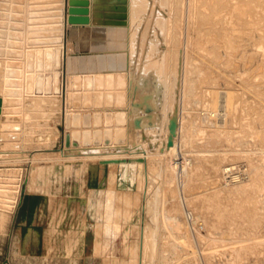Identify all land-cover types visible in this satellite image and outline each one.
Returning <instances> with one entry per match:
<instances>
[{"label": "rangeland", "instance_id": "1", "mask_svg": "<svg viewBox=\"0 0 264 264\" xmlns=\"http://www.w3.org/2000/svg\"><path fill=\"white\" fill-rule=\"evenodd\" d=\"M52 2L0 0V264H264V0H93L74 36L63 0L61 38Z\"/></svg>", "mask_w": 264, "mask_h": 264}, {"label": "bare ground", "instance_id": "2", "mask_svg": "<svg viewBox=\"0 0 264 264\" xmlns=\"http://www.w3.org/2000/svg\"><path fill=\"white\" fill-rule=\"evenodd\" d=\"M71 1L72 0H69V8H70V6L72 5L71 4ZM75 1V0H74ZM52 3H54L56 6H57V8H55L54 7V9H55V13H54V20H53V25H54V29H55V32H56V35H58V37L59 38H61V35H64V29H65V25H64V23H65V21H64V18H63V14L61 13V8H62V6H63V0H54V2H52ZM40 4V3H39ZM33 7H35V6H33ZM89 8H90V0H89ZM53 9V10H54ZM91 9V8H90ZM69 15H70V13L68 14V17H69ZM53 16V15H52ZM89 16H90V12H89ZM69 23V22H68ZM91 23V16H90V22L88 23V24H90ZM88 24H80V25H88ZM73 26L75 25V24H72ZM57 31L59 32V34L57 33ZM57 40V39H56ZM53 46V45H52ZM45 48V47H44ZM47 49V48H46ZM51 49H53V48H50L49 47V50H47L48 52H46V53H48L47 55L49 56V60H48V63L52 66L53 65V63H52V61H53V53H52V50ZM39 51V50H38ZM59 52H60V50H59ZM109 52V51H108ZM55 54V53H54ZM58 54V53H57ZM46 55V56H47ZM56 56H59V55H56ZM41 57V56H40ZM54 57H55V55H54ZM59 58V57H58ZM55 60V59H54ZM59 60V59H58ZM43 61V60H42ZM45 62V61H44ZM58 62V61H57ZM59 63V62H58ZM55 64H57V63H55ZM2 65V64H1ZM9 65V64H8ZM40 65V64H39ZM50 65H48L49 66V68H52V67H50ZM62 65V64H61ZM130 67V66H129ZM128 67V68H129ZM5 68H7V67H5ZM6 71V70H5ZM127 71V70H126ZM108 72V71H107ZM115 72V71H114ZM113 72V73H114ZM123 72V71H122ZM97 73V72H96ZM106 73V72H105ZM117 73V72H116ZM118 73H120L119 71H118ZM3 74L5 75V73L3 72ZM7 74H9V73H7ZM6 74V75H7ZM94 74V73H93ZM99 74V73H98ZM100 74H102V73H100ZM3 75V76H4ZM110 75H113V74H110ZM4 78V77H3ZM7 77H5V79L4 80H6L7 81ZM11 80V79H10ZM42 80V77L40 76L39 77V81H41ZM6 83H8V81L6 82ZM12 84V83H11ZM11 88V87H10ZM12 91V90H11ZM29 91V90H28ZM24 93V92H23ZM26 94V93H25ZM28 94V93H27ZM37 95V94H36ZM35 95V96H36ZM102 95V93L99 95V97L97 98V101H99V100H102V97H103V95ZM104 97H106V96H104ZM104 97H103V99H104ZM113 96H112V94H108L107 93V102H110L113 98H112ZM34 100H36V102H37V100L38 99H36L37 97H32ZM100 98V99H99ZM112 98V99H111ZM41 100V99H40ZM39 100V101H40ZM105 100V99H104ZM103 101V100H102ZM106 101V100H105ZM36 102H34V103H36ZM101 101H99V103H100ZM112 102V101H111ZM98 103V102H97ZM39 104V103H38ZM101 104V103H100ZM111 104V103H110ZM42 104L40 103V106H41ZM43 107V106H42ZM36 108V107H35ZM90 108V107H89ZM82 109V108H81ZM98 109V108H97ZM103 109H105V108H103ZM108 109H109V107H108ZM111 109V108H110ZM73 110V109H72ZM77 109H75V111H76ZM93 110V109H92ZM106 110V109H105ZM114 110H116V109H114ZM79 112H80V110H78ZM83 112H84V109H83ZM73 113V112H72ZM103 116V115H102ZM102 116L100 115V113H96V115L94 116V120H92V124H93V126L94 127H96L95 128V130H94V132H92L90 129H87V130H85V133H84V137L83 136H81L80 134H79V130H78V127H81V126H83V125H81L82 123L79 121V118L77 117V116H71V114H68V116H67V128H68V130H67V136H66V147H68V149H74L75 148V150L77 149H80V148H86L87 149V145H90L92 142L95 144V145H100V141H98L99 139H103V142H105V144H111V143H113V141H115V143H117V144H120V145H125L124 143L127 141V128H126V122H127V112L124 110V111H118L117 112V114L115 115V114H111V113H108L106 116H105V118H106V122H107V124L105 125V126H108V127H111L112 126V123H111V121L114 119V121H115V123L118 125V127L115 129V130H113L112 128H106L105 130H101V122H103V119H102ZM14 120H16V119H14ZM5 122V121H4ZM3 121H2V123H4ZM8 122H10V121H8ZM8 122H7V125H8ZM12 123V122H11ZM17 123V122H16ZM0 124H1V122H0ZM15 124V123H14ZM22 124V123H21ZM87 124V123H86ZM10 125V124H9ZM12 125V124H11ZM10 125V126H11ZM73 126V128L74 129H70L69 130V128H70V126ZM1 126V125H0ZM5 126V125H4ZM12 126H16V124L15 125H12ZM19 126V125H18ZM87 126H89V125H87ZM2 127V126H1ZM0 127V128H1ZM5 127H7V126H5ZM13 127V128H14ZM21 127V126H20ZM19 127V128H20ZM89 127H91V126H89ZM2 128H4V127H2ZM12 128V127H11ZM12 128V129H13ZM8 130H9V128H7ZM4 130H5V128H4ZM11 130V129H10ZM16 130V129H15ZM19 130V129H18ZM12 131V130H11ZM17 131V130H16ZM10 133V132H9ZM17 133V132H16ZM92 135H93V138H92ZM82 143L85 145V147H83L82 146ZM91 147V146H90ZM237 176H233V178H236ZM5 186V185H4ZM18 191V190H17ZM48 204V203H47ZM49 205H50V203H49ZM13 206H15V205H13ZM12 206V207H13ZM2 210V209H1ZM6 211V210H5ZM2 212V211H1ZM4 213V212H3ZM2 214V213H1ZM1 214H0V216H1ZM5 214V213H4ZM3 215V214H2ZM4 216V215H3ZM1 219V218H0ZM54 219V218H53ZM54 226H55V224H54ZM50 229H52V228H50Z\"/></svg>", "mask_w": 264, "mask_h": 264}, {"label": "water", "instance_id": "3", "mask_svg": "<svg viewBox=\"0 0 264 264\" xmlns=\"http://www.w3.org/2000/svg\"><path fill=\"white\" fill-rule=\"evenodd\" d=\"M71 4L72 5L69 8L70 15L68 17V22L71 24H88L90 22L89 0H72Z\"/></svg>", "mask_w": 264, "mask_h": 264}, {"label": "crops", "instance_id": "4", "mask_svg": "<svg viewBox=\"0 0 264 264\" xmlns=\"http://www.w3.org/2000/svg\"><path fill=\"white\" fill-rule=\"evenodd\" d=\"M92 4H93V0H90V8H91ZM90 11H91V9H90ZM90 16H91V18L93 17L92 13L90 14ZM83 26L84 25H79V24H75L74 26L73 25L69 26V28H68L69 33H71L73 36L77 35V33L82 32V30H80L79 27H83ZM72 43L75 46V43L74 42H72ZM26 197L27 196H23L22 199L20 200L19 204L17 205L18 206L17 211L15 212V213H17L16 217H18L19 213L21 212V209H23L25 207V203H26V199H27ZM22 224H24V223H22Z\"/></svg>", "mask_w": 264, "mask_h": 264}]
</instances>
